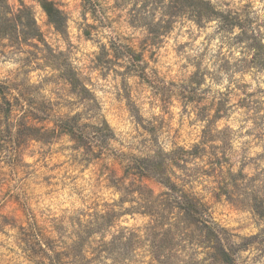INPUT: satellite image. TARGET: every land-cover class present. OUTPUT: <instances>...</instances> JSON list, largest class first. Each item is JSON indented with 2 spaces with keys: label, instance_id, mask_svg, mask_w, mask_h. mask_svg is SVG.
<instances>
[{
  "label": "clouds",
  "instance_id": "clouds-1",
  "mask_svg": "<svg viewBox=\"0 0 264 264\" xmlns=\"http://www.w3.org/2000/svg\"><path fill=\"white\" fill-rule=\"evenodd\" d=\"M0 264H264V0H0Z\"/></svg>",
  "mask_w": 264,
  "mask_h": 264
}]
</instances>
